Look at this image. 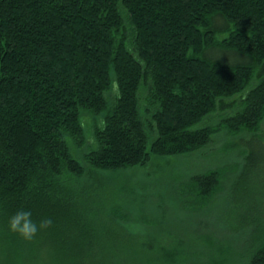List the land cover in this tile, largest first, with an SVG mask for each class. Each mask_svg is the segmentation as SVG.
<instances>
[{"label": "trees", "instance_id": "trees-1", "mask_svg": "<svg viewBox=\"0 0 264 264\" xmlns=\"http://www.w3.org/2000/svg\"><path fill=\"white\" fill-rule=\"evenodd\" d=\"M85 109L98 118L79 160ZM263 115L264 0H0V264H155V248L110 241L84 176L193 151L217 127L254 132ZM250 137L252 179L264 135ZM221 177H190L191 194ZM18 210L53 224L24 241L8 230ZM243 257L264 264V237Z\"/></svg>", "mask_w": 264, "mask_h": 264}, {"label": "rangeland", "instance_id": "rangeland-1", "mask_svg": "<svg viewBox=\"0 0 264 264\" xmlns=\"http://www.w3.org/2000/svg\"><path fill=\"white\" fill-rule=\"evenodd\" d=\"M218 113L202 124L215 126ZM97 118L90 109L80 113L83 138L71 139L79 160ZM252 134L264 135V115L254 132L217 127L209 142L193 151L151 154L143 163L84 176V191L94 193L92 208L101 211L102 226L116 230L110 231V241L134 250L155 248V264H172L169 249L179 250L173 264H205L211 259L244 264L243 251L264 237V169L253 172L252 179L249 172L243 173L242 145ZM209 170L221 172L220 187L212 196L191 194L190 177ZM110 205L118 209L115 217ZM222 241L225 253L214 251ZM1 255L0 246V260Z\"/></svg>", "mask_w": 264, "mask_h": 264}, {"label": "clouds", "instance_id": "clouds-1", "mask_svg": "<svg viewBox=\"0 0 264 264\" xmlns=\"http://www.w3.org/2000/svg\"><path fill=\"white\" fill-rule=\"evenodd\" d=\"M52 224L51 218L34 221L30 210H18L9 217L8 230L24 241L30 242L39 232L51 228Z\"/></svg>", "mask_w": 264, "mask_h": 264}]
</instances>
